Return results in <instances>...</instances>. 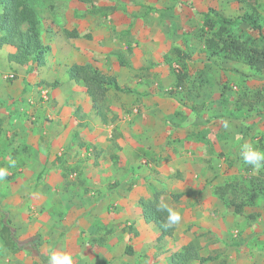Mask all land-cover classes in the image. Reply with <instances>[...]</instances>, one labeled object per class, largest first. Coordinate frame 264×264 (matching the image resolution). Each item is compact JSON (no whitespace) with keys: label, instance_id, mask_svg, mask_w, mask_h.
<instances>
[{"label":"rangeland","instance_id":"obj_1","mask_svg":"<svg viewBox=\"0 0 264 264\" xmlns=\"http://www.w3.org/2000/svg\"><path fill=\"white\" fill-rule=\"evenodd\" d=\"M25 2L35 11L40 37L46 46L44 57L47 63L41 67L22 66L23 76L17 89L20 95L16 96L18 91L8 94H11L10 99H14V94L15 98L22 99L37 94L40 100L42 89L41 98L48 101L42 107L47 104L52 107L50 117L45 118L49 129L55 128L56 115L62 114L59 112L61 108L55 107L57 97L51 96L53 89L69 78L66 73L70 65L91 54L94 64L107 75L116 76L117 82L127 90L137 89L141 84L152 89L155 82L159 86L165 83L171 86L170 90L177 98L185 101V91L191 94L204 89L209 104L219 101L227 108H237L239 121L236 126L247 135L240 143L249 142L264 151V63L249 62L247 56L254 49L264 51V39L244 19V15L251 16L264 35V0H169L176 10L177 4L188 10L185 12L188 18L182 24L164 16V13L171 15L172 6H164L162 0ZM208 10L232 21L222 32L220 40L203 26L202 13ZM214 20L216 30L221 21L218 17ZM164 21L168 33L162 36L166 46L161 50L162 45L158 42L161 35L153 41L158 26L149 28L148 25L163 24ZM65 30H76L77 36H67ZM210 38L218 41L216 47H209ZM232 40L240 44L239 52L230 48ZM164 57L170 61L165 63ZM38 69H45L43 77L38 75ZM181 71L185 75L179 82L177 74ZM16 77H4L0 80V87L2 83L15 84ZM75 85L83 88L80 82ZM6 97V91L1 90L0 102ZM129 97L134 94L116 92L110 94L106 102L109 107L115 101L113 99L126 104L124 100ZM11 104L13 107L16 103ZM135 106L126 105L122 114L127 117L136 114L132 111ZM16 107L22 108L19 104ZM9 108L7 113H14ZM82 112L83 107L74 111L80 121V130H91L94 124H98L97 119L91 114L83 116ZM113 114L118 116L115 111ZM5 137L8 141V136ZM221 157L222 154H214V159H204L207 165L199 171L198 177L189 180L188 175L177 168L184 159L167 164L174 169L168 179L163 177L159 167L151 166L146 160L144 169L127 181L128 191L134 187L135 193L129 214L120 217L117 206L105 202L102 208L97 207L99 217L96 220L81 217V224L75 211L69 210L73 204L77 207V202L63 204L58 200L52 204L54 200H51L46 203L47 208H42L27 200L29 193L27 203L14 206L18 189L17 174L12 172L0 182V264H46L52 250L70 253L73 264H169L171 257L186 244H192L200 256L207 258L206 264H264V168L255 171L252 166L245 165L238 152V155L226 159L231 166L229 170L217 171L216 161ZM167 167H164L166 172ZM40 179L43 177L38 176V183ZM225 179L226 187H222L219 182ZM202 181H206L208 188L203 193L201 187L196 193L195 185H202ZM193 194L198 205L194 211L191 205ZM154 197H163L182 216L180 224L174 226L173 235L163 241H157L156 227L145 223L140 216L139 200ZM22 205L28 213L24 212ZM16 207L20 209L18 213L14 211ZM46 214L50 216L46 217ZM27 215L33 219L34 227L26 229L25 233L20 230L21 220L16 216ZM29 242H32L31 247H28ZM127 244L130 253L126 252Z\"/></svg>","mask_w":264,"mask_h":264},{"label":"crops","instance_id":"obj_2","mask_svg":"<svg viewBox=\"0 0 264 264\" xmlns=\"http://www.w3.org/2000/svg\"><path fill=\"white\" fill-rule=\"evenodd\" d=\"M162 1L165 2L164 6H172L171 15L164 13L165 17L174 19L179 24L187 20L188 16L185 12L188 10L185 6L177 4L176 10V6L170 4L169 0ZM162 23L148 25L149 28L158 26L153 41L157 40V35H161L158 40L159 45H162L161 50L166 46L163 45L164 37L162 36L168 33L164 25L165 21ZM148 42L152 43L151 40ZM12 51L14 47L10 45L4 44L0 47V80L8 76L15 78L17 75L15 84L10 86L2 83L0 87V93L1 90L6 91V96L9 97L0 102V166L6 167L9 159L17 161L16 167L9 169V173L17 174L15 179L18 194L15 195V200L10 197L13 199L14 206L23 202L27 203L26 197L30 193L28 195L30 198L27 200L42 208H47L46 203L51 200H54L52 204L58 200H61L63 204L77 202L78 206L75 207L73 204L69 210L75 211L74 214L78 216L80 224L81 217L96 220L99 217L97 207L102 208L105 202H113L120 210L119 216L122 217L131 212L130 206L135 197L134 187L128 191L127 181L144 169L143 163L145 165L146 160L150 161L151 166L153 164L159 167L160 173L168 179L172 176L174 169L167 167V164H173L178 159L181 162L180 159H184L181 167L177 168L188 175L189 180L198 177L199 171L207 165L204 159H214V154H222L221 159L216 161L217 171L229 170L231 166L230 163H226V159L228 156L238 155L240 140L247 137L236 126L239 121V116H236L237 108H233L234 106L227 108L225 104L216 100V103L209 104L204 89L191 94L185 91V101H187L185 102L180 97L177 98L174 91L170 90L171 86L165 83L159 86L155 82L156 85L152 86L154 89L141 84L139 88H129L127 91L110 87L105 92V102L110 94L116 92H129L134 94V97L124 100L126 104L113 99L115 100L113 104L109 107L106 102L103 109L100 108V104H94L84 85L83 88H79L70 78L54 88L51 93V96L57 97L58 103L55 107L61 108L59 112L62 114L56 115L55 128L49 129L45 118L50 117L52 107L48 104L45 108L42 107L47 101L41 98L42 89L40 100L37 94L25 99L15 98L14 94V99H10L11 94L8 92L18 91L16 96L20 95L17 89L21 85L20 79L23 76L22 66L26 64L40 66L32 64L31 61L24 64L8 61L7 54ZM74 64L96 65L91 54L76 60ZM97 68L99 69L98 66ZM14 70L15 73L12 72ZM44 70L38 69V75H45ZM99 70L104 73L101 69ZM66 75L68 77V72ZM118 85L124 87L119 83ZM218 97L220 98V94ZM12 102L16 104L10 107ZM17 104L22 108H17ZM134 104L136 106L132 108V111L134 110L136 114L128 117L122 114L126 105L130 107ZM193 104L195 106H192ZM9 107L14 110V113H7ZM79 107H83V116L95 115L98 124H94L91 130H80L78 125L80 121L74 115V111L76 112ZM19 108L22 111H19ZM101 109L103 114L99 112ZM114 111L118 113V116H114ZM25 112L28 114L26 115ZM122 117L126 119L122 120ZM224 120L230 122L229 130L222 127ZM117 123H121L119 127L116 126ZM5 135L8 136V141H5ZM165 166L168 168L167 172L164 169ZM38 176L43 177L40 183L37 182ZM205 182L202 181V185L199 183L195 185L196 193H199L201 187L202 192L205 193L208 188ZM219 185L226 187V179L219 182ZM196 203L195 195L191 199L193 211L198 207ZM23 207L24 212L28 213L26 207ZM14 211L18 213L20 209L16 207ZM48 216L50 214H46V217ZM140 216L142 217V214ZM16 219L21 220L20 230L25 233L34 227L33 219L28 215L16 216ZM19 224H16V227ZM28 245L31 247L32 242Z\"/></svg>","mask_w":264,"mask_h":264},{"label":"trees","instance_id":"obj_3","mask_svg":"<svg viewBox=\"0 0 264 264\" xmlns=\"http://www.w3.org/2000/svg\"><path fill=\"white\" fill-rule=\"evenodd\" d=\"M86 1V0H81ZM0 47L4 44L14 47V51L7 54L8 61L18 64H24L28 60L32 64H45V44H43L38 30V20L35 11L30 7L25 0H0ZM213 13V15H210ZM203 14V26L210 30L213 35L221 39L222 32L227 30V25L232 24V21L225 18L222 14L211 10L205 11ZM218 17L221 21L220 27L214 30L215 20ZM244 19L254 28L258 34L264 39L263 32L260 26L251 18V16L244 15ZM65 34L70 37L77 36L76 30H65ZM209 47H216L218 41L213 38L209 39ZM226 44V43H224ZM231 49L237 52L241 50L240 44L231 41L229 44ZM249 62H263L264 51L252 50V53L247 54ZM170 60L164 57V62ZM181 69V68H180ZM69 78L73 81L83 83L86 87V92L94 104H100V108L104 109V96L108 88L112 87L116 90L127 91L118 85L115 76H109L102 73L97 67L91 64H72L68 67ZM184 73L181 71L177 74V80L181 82L184 78ZM103 114L102 109L99 110ZM264 147V145H263ZM264 150V148H263ZM177 197V196H176ZM158 201L156 197L152 199H140L141 214L144 222L153 224L158 230L157 241H163L167 237L173 235L174 227L164 230L160 227L166 213H158L155 210V203ZM8 231L7 228H4ZM134 234H137L134 231ZM126 252L130 253V245H126ZM207 258L198 254L197 249L192 244H186L181 251L171 257L169 264H206Z\"/></svg>","mask_w":264,"mask_h":264},{"label":"clouds","instance_id":"obj_4","mask_svg":"<svg viewBox=\"0 0 264 264\" xmlns=\"http://www.w3.org/2000/svg\"><path fill=\"white\" fill-rule=\"evenodd\" d=\"M222 127L226 130L230 129V122L224 120ZM239 156L245 165H250L255 171L264 168V151L259 150L252 143L245 142L239 147ZM17 161L9 159L7 166H0V182H3L9 176V169L15 168ZM156 212L166 213L160 227L164 230L173 228L180 224L182 220L181 213L174 209L163 197L159 198L154 205ZM46 264H73V256L65 251H50Z\"/></svg>","mask_w":264,"mask_h":264}]
</instances>
